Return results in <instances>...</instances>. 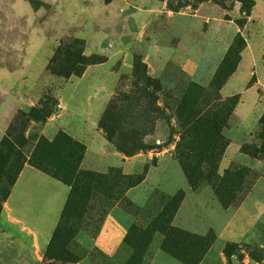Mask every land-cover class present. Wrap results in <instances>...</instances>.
<instances>
[{
	"label": "rangeland",
	"instance_id": "obj_1",
	"mask_svg": "<svg viewBox=\"0 0 264 264\" xmlns=\"http://www.w3.org/2000/svg\"><path fill=\"white\" fill-rule=\"evenodd\" d=\"M255 1L258 6L256 17L264 21V0ZM31 2L33 4H29L37 19L35 27L41 28L45 42L28 71L26 67L28 73L38 74L39 77L35 86L29 92H24V95L37 101L34 106L22 112L44 109L49 112L60 101L64 90V94L69 96L71 91H84L95 84L85 80L87 83L77 86L80 83L75 80L81 78L84 70L104 66L93 69L89 78L93 76L95 81L109 86V74H116L115 90L107 106L113 99L116 101L119 108L117 115L121 120L119 125L126 133L140 131L146 134L143 137V150L133 152L130 156L118 151L125 157L138 156L141 171L137 175L127 176L131 177V181L118 182L112 192L109 180L98 176H118L122 174L120 169L87 171L78 162V158L70 159L71 152L68 149L66 151L67 146L62 152L52 154V158H63L69 165L57 164L55 169L49 166L47 171L60 178L76 177L71 182L78 189L80 208L62 223L58 236L52 242L50 240L38 264H150L157 251H162L183 264L162 250L163 234L149 231V237L142 235L174 195H167L159 189L151 191L147 185L144 188L149 194H143L147 198L146 202L137 206L127 197V186L130 183L135 187L140 185L148 171L161 160L160 154H171V159L185 177L176 157L178 145L187 137L180 122L185 118L184 112L194 104L208 113L216 108L221 109V105H224L228 112L231 109L226 100L230 98L227 97L230 94L238 95L242 105H237V112L233 111L232 117L221 131L223 141L219 152L223 153L217 166V175L223 177L233 169L248 170L243 184L235 190L240 202L223 209L212 189L213 179L201 180L197 191L189 187L201 201L195 207L188 204L179 214L177 211L172 219V226L197 236L212 233L215 240L204 255L208 254L207 264H264V207L260 214L257 211L264 203L263 181L246 205H242L255 182L258 179L264 180V159H255L241 151L243 146L260 148L263 143L261 136L264 135V126L261 120L264 111L258 120L254 115L260 111V104L264 107V98L259 97L264 95V89L259 87L256 94L247 92L249 87L255 85V78L251 77L249 80L250 63L243 58L236 75L222 93L218 91L219 84L231 72L233 75L237 71L241 61L243 51L240 54L239 51L242 44L238 40L237 45L233 46L234 41L240 36L246 45L250 39L249 32L246 31L247 18L240 26L237 24L240 17L233 16L234 8L240 11V4L225 1L224 9L217 0ZM23 5L30 8L26 0H0V18L5 19L12 9L23 11ZM12 37L14 41L20 39L18 35ZM35 38L33 33L29 35V40L34 41ZM16 53L20 55L22 52L20 50ZM4 54L5 52H0V56ZM17 62H10L9 67H21ZM71 70L77 74L70 77L74 78L72 84L68 83L70 78H64V71L68 73ZM196 89L201 93H197ZM253 106L257 107L254 114ZM154 109L158 110L157 114L151 113ZM81 112L84 113L85 110ZM17 116L19 112L15 115ZM41 120L24 121V131L20 135L28 139L27 146L22 149L27 158L31 156L38 138L43 136ZM99 130L102 132L100 128ZM60 133L72 138L62 130L52 140L43 137L52 142ZM102 134L104 135L103 132ZM60 141L66 143L63 136ZM164 149L169 152H164ZM72 155L78 157L80 153L74 150ZM204 173L206 176L207 169ZM14 178L15 174L10 173L0 181V205L7 197ZM137 180L143 181L137 184ZM138 193L136 191L132 195L137 197ZM115 207L134 218L130 229L137 226L141 230L136 236L128 238L132 240V245H129L126 239L130 234L129 229L122 248L116 255L109 257L95 247L94 241L101 231L103 221ZM188 211V220L193 224L204 225L205 230L199 231L201 234L192 228L194 226L182 224V221H186L183 214Z\"/></svg>",
	"mask_w": 264,
	"mask_h": 264
},
{
	"label": "crops",
	"instance_id": "obj_2",
	"mask_svg": "<svg viewBox=\"0 0 264 264\" xmlns=\"http://www.w3.org/2000/svg\"><path fill=\"white\" fill-rule=\"evenodd\" d=\"M253 1L254 7L246 21V31L249 32L250 39L247 40L246 47L241 53L237 71L225 83L221 93L239 71L243 58H246L250 63L249 80L251 77L255 78V85L249 87L247 92L256 94L259 87L264 89V21L256 17L258 6L256 1ZM26 2L30 8L23 5V11L12 9L5 19L0 18V52H5L3 56H0V141L5 136L15 115L19 111L34 106L37 101L25 97L24 92H29L38 81V74H30L27 71L28 67L38 58L40 47L45 42V35L41 28L35 27L36 13L27 0ZM233 16L240 17L239 9L234 8ZM32 33L36 35L34 41L29 40V35ZM13 35L20 36V39L14 41ZM20 50L22 52L20 55L15 54ZM13 61H18V66L21 67L17 69L9 67V63ZM102 67L104 66L89 68L85 70L80 79L75 80L80 83L77 86L87 83L85 80L95 82L90 85L89 89L80 92L78 90L71 91L69 96L64 94V90L62 98L58 102L57 111L47 120L41 134L46 139L52 140L58 131L62 130L79 143L84 144L86 151L81 166L87 171L106 172L109 168H117L125 176H134L141 171L138 156L125 157L122 155L99 130L100 119L113 95L117 82V75L114 73L109 74V86L95 81L96 78L93 76L89 78L93 69ZM73 79L70 78L68 83L72 84ZM231 96L234 94L227 97ZM259 97L263 99L264 95ZM239 105L242 104L239 103ZM258 107L260 111L254 115L256 120L264 111L262 104ZM256 108L253 106V114ZM81 110H85V112L82 113ZM164 152H169V150L164 149ZM160 158L157 165L148 171L145 180L127 191V197L134 205L142 206L147 199L143 194H149V191L144 187L149 185L151 191L159 189L170 196L182 190L185 197L178 209V214L184 207L187 208L188 204H193L195 207V204L201 201L200 197L189 190L188 183L176 162L171 159V154H160ZM262 181L264 184L262 179L255 182L242 205H246ZM136 191H139L137 197L132 195ZM69 194L70 187L68 185L29 164L23 166L7 199L1 206L0 264H38L59 223ZM263 207L264 203L259 209L260 211L256 208L253 209L260 214ZM189 215V211L183 214L186 221H182V224L194 226L192 228L197 229L196 232L201 234L199 231L205 230L204 225L193 224L191 220H188ZM177 221L179 222V220ZM133 222L134 218L131 215L123 214L115 207L103 221L101 231L94 241L95 247L109 257L116 255L122 248L125 235ZM183 228L185 229V227ZM207 259L208 254L200 264H207ZM150 264L179 263L162 251H157Z\"/></svg>",
	"mask_w": 264,
	"mask_h": 264
},
{
	"label": "trees",
	"instance_id": "obj_3",
	"mask_svg": "<svg viewBox=\"0 0 264 264\" xmlns=\"http://www.w3.org/2000/svg\"><path fill=\"white\" fill-rule=\"evenodd\" d=\"M28 1L31 5L33 4L31 0ZM225 1H228L229 3L237 2L240 4V18L237 19V24L240 26L242 25V21H245V19L250 16L255 4L253 0H217L219 5L224 9L226 8L224 4ZM238 40L242 44L239 51L240 54L246 45L240 36H238L237 41H234L233 46L237 45ZM64 72V78L66 79H69L72 75L76 74L74 70H71L68 73L66 71ZM84 72L85 70L81 75H83ZM232 73L233 72L227 75L225 80L219 84L218 91H221L226 80L232 75ZM196 91L197 93H201L199 89H196ZM226 103L229 104V108L231 109L228 112L225 111L226 106L224 105H221V109L216 108L212 113L199 109L197 104L190 106L186 112H184L185 118L180 120L183 132L187 137L181 140V143L176 150L177 161L182 168L191 190L197 191L201 180L208 181L213 179L211 186L215 197L223 209H228L240 202L236 196L235 190L236 188L241 187L243 180L249 173L248 170L233 169L227 171L223 177L217 175V166L221 161V155L223 153L219 152V146L223 141L221 131L225 128V125L232 117L233 111L239 104V96L236 95L228 98ZM57 108L58 103L56 102L49 112L46 111V109L43 111L30 110L28 113L19 111V116L14 118L8 127L5 136L0 141V181L6 178L10 173L15 174L12 183L13 186L23 166L29 164L70 187L69 197L61 214L60 222L52 236L51 242L58 236L60 228L62 229L63 226L62 223L66 222L69 219L70 214L76 212L80 208L78 189L71 182L74 178L76 180V177L60 178V176L58 177L55 173L50 174L47 171L49 166L55 169L57 167L55 165L57 164H63L65 166H68L69 164L63 158H52L51 156L54 153L62 152L64 148H66L65 146H67L66 151L68 149L71 152L70 159L76 160L78 158V162L80 163L83 160L86 147L62 133H60L52 142L47 141L43 136H40L33 148L31 156L27 158L24 156L22 149L27 146L28 139L20 135V133L21 131H24L25 120L42 119L41 121L44 126L50 116L56 112ZM118 113V105L113 99L107 106L99 122V128L106 136L107 141L125 156H130L133 152L143 150V137L146 134H142L140 131H130L129 134L126 133L119 125L121 120L117 115ZM151 113L157 114L158 110H151ZM261 124L264 126V117L261 120ZM61 136L66 139V143L60 141ZM261 139L263 140V143L260 148L243 146L241 148L242 153L255 159H264V135L261 136ZM74 150L80 153L78 157L72 155V151ZM206 169L207 174L205 176L204 172ZM87 175L95 177L91 174ZM98 177L109 180L108 184L111 186V192L118 182L122 180L131 181V177L123 176L121 173L120 175L113 177L110 175H100ZM137 181V184H140L143 180ZM133 187H135V185L130 183L127 186V190ZM184 197L185 194L182 190L171 197L162 212L151 221L149 227L144 230L142 235L143 237H149V231L161 233L164 235V241L161 244V248L167 254L183 264H200L202 258L208 252L215 239L213 238L212 233H209L206 236H197L173 228L172 219L176 215ZM2 204L0 205V211ZM140 230H138L137 226H133L130 229V234L126 238L129 245H132V240H129L128 238L136 236Z\"/></svg>",
	"mask_w": 264,
	"mask_h": 264
}]
</instances>
